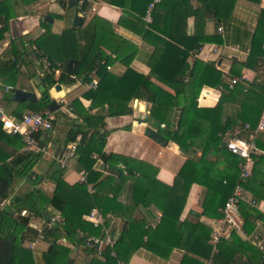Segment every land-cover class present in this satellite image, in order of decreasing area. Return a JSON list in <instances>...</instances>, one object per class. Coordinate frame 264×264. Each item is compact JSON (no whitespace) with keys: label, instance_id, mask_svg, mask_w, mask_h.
Wrapping results in <instances>:
<instances>
[{"label":"trees","instance_id":"1","mask_svg":"<svg viewBox=\"0 0 264 264\" xmlns=\"http://www.w3.org/2000/svg\"><path fill=\"white\" fill-rule=\"evenodd\" d=\"M35 1L0 0V44L6 40V34L11 31L13 23L20 21L16 12V5L27 7ZM223 1L202 0L201 7L196 9H193V5H188L187 9L183 5L181 7L182 10L180 9L182 17L185 23L189 17L198 15H202L206 19L210 18V16L218 19L223 9ZM251 1L260 2V0ZM109 2H113V0H109ZM141 2L142 4L139 5V3L131 1L128 5V14H136L138 15L137 20L144 21L150 5L155 0H143ZM229 2L233 5L235 0H229ZM89 6L90 4L84 0L82 7L85 13H87ZM139 6L142 7V11L138 9ZM168 6V0L156 2L152 10L153 22L147 24L144 21L146 25L144 42L153 47V53L150 59L147 60L151 68V74L149 75H143L129 68L124 75L117 76L106 69V65L103 62L108 59L114 56L116 59H125L127 53L123 54V52L129 49V44L116 34L115 25L98 17H95L86 27L78 31L70 28L65 30L61 36L52 34L47 36L49 41L54 37L61 45L59 37L68 35L70 32H79L81 44L78 46L79 53L77 56L74 53L72 54L74 57L63 54L60 59L62 70L60 77L56 79L54 74H48L43 78L46 88L44 94L48 95L49 90L57 84L63 85L64 82L74 84L75 81L73 79L67 80L68 76L66 75L67 65L70 60L74 59L76 65L73 76H77L84 83H88L91 81L89 76L94 71L99 78L98 89L88 90L83 94V98L91 101V106L94 109H100L108 105V117L129 116L134 113V102L141 100L152 104L150 118L163 122L166 110L169 107L181 106L182 116L177 129H161V132L183 151L186 150L188 152L196 145L202 149V156L197 162L188 161L181 169L175 181L172 195L167 196L164 193H159L162 199L158 202V207L161 210L162 217L155 228L145 229V224H142L140 220L129 219V227L122 231L116 245L113 248L107 247L102 252V258H93L89 264H119L120 262L128 264L133 251H130L129 255H125L124 244L127 239L132 241L133 238L138 236H140L139 245L141 247L151 249L165 257H168L175 248L185 251L184 264H205V261H209L210 264H264V254L256 246L244 241L237 233H233L230 240H221L214 251V246L211 242L213 239L211 228L201 222L181 220L191 186L199 179L197 174L201 170L202 175L203 170L204 174H211L212 165L206 163L208 155L213 150L227 155L226 150L221 148L222 138L219 136L224 135L228 126L225 125L224 129L220 126L224 105L223 99L215 108H200L197 99L205 86L211 88L226 86L223 80L224 73L217 68L207 66V63L196 58V56L189 63L190 57L193 54H197V51L204 45L220 43L221 40L215 35H188L183 38L186 39L184 42H181L178 38L171 37L170 34L165 32L163 27H159L160 17H164L165 23L168 21L172 22L174 16L167 10ZM169 7L173 10L177 9V7ZM101 20H103V23H101ZM43 25L46 26L48 24L45 22ZM18 42L21 44L23 51L20 50ZM44 44V38L27 40L25 35H19L11 41L10 46L3 53L4 57L0 55V83L3 84L4 91L6 87L19 88L18 75L21 74L19 65L25 60V56L28 53V45H30V51L34 52L38 59L47 58L51 62L53 61V52L50 53V51L44 49ZM144 47L148 46L144 45ZM250 55L256 58L255 71L264 70V10L260 13L257 28L251 41ZM128 57L132 58L134 56L130 54ZM52 64L54 65V62ZM106 64L109 63L107 62ZM247 65L249 66V63ZM256 65L259 67L257 68ZM205 68H207L208 73L203 76ZM153 78L161 85L154 83L152 81ZM187 78L190 80L191 85V91L188 93L176 92L171 94L164 88V85L172 87L175 82ZM256 79L258 78H255L254 86L264 89V85L257 83ZM4 93L2 103L10 111L11 106L15 102L10 92L5 91ZM52 101L53 99L49 96L48 99L44 97L36 103L29 101L17 103L18 108L10 112L17 118H21L26 113L25 111L31 113L43 112L49 108ZM78 104L80 106V103L76 101L75 106L80 113V117L76 118V120H80L81 124L73 123L67 135L65 146L76 142L78 137H80V146L77 150L79 159H77V162L88 173L87 182L94 184L97 188L95 194L88 192L86 184L68 186L62 180L63 171L58 169L54 171L52 179L56 185L55 191L52 196H48L40 188L42 176L34 172V167L42 159L43 153L26 151L22 136L13 135L5 130L3 123L0 121V201L11 202L8 207L0 211V264H35L30 251L25 252L22 246L26 240L32 241L36 236V232L28 228L29 219L22 217L21 213L27 210L37 215L45 214L40 206L37 205L38 202L48 203L57 208L65 219L62 226H56L45 233V239L54 244L50 250L45 252L44 264H69L71 250L58 244V241L66 239L72 245L80 246V244L85 242L86 237L100 236L102 233L101 228L95 227L85 217L94 208H97L104 216H107L108 213L115 212V209L119 206L115 202L117 196L110 198V194L106 190L109 187V183L106 185L107 180L101 179L102 174L95 168V164L97 159H100L114 173L117 171L119 163L129 165V162L133 160L118 154H106L104 152L108 132L104 131L100 137L99 130L105 128V116H102V114H89L82 105L78 107ZM251 109L257 116V118L255 117L257 119L255 124L249 123L250 129L254 130L258 125L257 122L263 113L264 106H252ZM244 116L245 118L242 119L243 128L239 137L248 136V131L245 130V127L248 125L249 118L254 115L245 111ZM196 119L210 123L205 143L198 142L195 139L193 123ZM55 124L56 121L53 122L54 126ZM49 134L50 131L46 134L37 133L35 136L43 145L46 143ZM42 137L43 139H41ZM256 144L258 148H264L257 140ZM94 153L97 154V159L92 158ZM227 158L231 162V170H234L239 177V165L244 164V160L232 153ZM262 159V156L254 157L255 164L252 170V177L243 184L247 190H259L260 196L254 195V199L257 201L264 199V181L259 180L260 176L264 177V174L261 173L260 165ZM53 164L57 165L55 162ZM134 170L135 168L133 167L129 171L133 172ZM210 176H204L207 181L205 186L207 193L203 204L204 215H211V211H216L213 216L215 219H219L223 217L222 210L227 200L232 196L235 187H229L228 180L226 185L219 186L216 183L218 179ZM223 181L222 179L221 183ZM139 185L145 186L144 179H137V186ZM228 187L229 189L231 188L230 192L227 191ZM222 189L225 190L224 193ZM148 190H150L149 187H143L144 194H148ZM101 191H107V194H102V196H105L103 199L98 198V193ZM67 192L68 194H66ZM71 195H73V198H71ZM98 199L102 200L101 204ZM241 218L244 223V232L249 235L256 229L258 221H264V215L245 202L242 204ZM108 222H110V218ZM81 234H84V236L82 237ZM146 236L148 240L144 241ZM155 241L158 242L157 246H154ZM159 242L164 250L158 249ZM96 247L88 248V251L94 252ZM167 248L169 249L165 252ZM113 252L115 256L112 254Z\"/></svg>","mask_w":264,"mask_h":264},{"label":"crops","instance_id":"2","mask_svg":"<svg viewBox=\"0 0 264 264\" xmlns=\"http://www.w3.org/2000/svg\"><path fill=\"white\" fill-rule=\"evenodd\" d=\"M59 1L60 0H36L27 7L16 5V12L20 21L13 23L14 25L11 27V31L6 34V40L0 44V50L2 52L0 55L4 57L3 53L6 48H8L11 41L19 35H25L27 40H37L38 38L43 39L49 36L50 30H52L50 33L61 36L65 30L70 28L73 29L77 6H74L71 9L63 8L59 4ZM131 1L139 3L140 5L143 0H113V2H109V0H92L91 3H89L90 6L87 13L82 10L86 17L83 28L91 22L92 17H98L115 25L114 30L116 34L125 39L129 44V49L123 52V54L127 53L125 59H116L114 56L112 60L108 59L106 61V63L108 62L111 66V71H108L117 76L124 75L129 68L143 75L151 74V68L148 65L147 60L150 59L153 53V47L144 42V31L146 29L144 21L137 20L138 15L136 14H128V5ZM159 1L161 0H158V2ZM201 1L202 0H168L169 6H172L173 8L177 7V9L173 10L168 6L167 10H169L174 16L172 22L168 21L165 23L164 17H160L159 27H163L166 33L170 34L173 38L180 39L181 42H184L186 39L183 38L188 35H215L221 40L220 43H209L204 45L199 51H197V54H193L190 57L189 63H191L193 57L196 56V58L207 63V66H210L211 68L215 67L224 73L223 80L226 87L220 86L219 88H211L205 86L200 97L197 99V102L200 108H215L219 105L221 99H223L224 105L220 118V126L223 129L225 125L228 126L224 135L219 136L222 138L221 148L226 150L227 155H224L220 151L213 150L208 155L206 163L212 165L211 174L209 175H211L210 177L218 179L216 183H218L219 186L226 185L228 180L229 187H236L237 184L240 183V175L238 177L235 174V171L231 170V162H229V158H227L231 155V152H229L227 148H223V145L241 134V129L243 128L242 119L245 118V111L254 115L249 118L250 120L247 124H255L257 116H255V112H252L253 110L251 107L264 106V89L254 86L255 78H258L256 79L257 83H262L264 85V70L261 69L258 72L255 71L256 58L250 55L251 41L257 28L260 13L264 10V0H260L259 3L252 2L251 0H235L233 5L230 4L229 0H224L220 18L217 19L210 16V18L206 19L204 16L198 15L195 17H189L185 23L182 17L181 7L184 5L187 9L188 5H193V9L200 8L202 5ZM138 9L141 10L142 7L139 6ZM47 15L51 16L53 19V22H46L52 28L50 30L48 29V25H43V23H45L44 17ZM103 20H101V23H103ZM219 28H222V32L219 31ZM144 45L148 47H144ZM28 47V53L25 56V60L20 63L19 66L21 68V75L28 77L29 81L27 83L24 82L26 85L24 86L25 89L22 88V77L18 84L22 86L19 89L37 93V88L41 90V86H38L34 82V78L40 76L43 81L44 77L42 74L45 73L44 64H46L45 59L47 58L38 59L35 53L30 51V45H28ZM130 54H133L134 57L129 58L128 56ZM64 55L69 56L72 55V53L70 50H66ZM219 62H221L220 65H218ZM248 63L249 66L247 65ZM256 66L257 68L259 67L258 65ZM207 73L208 70L205 68L203 76H206ZM234 79L239 81L237 84L238 86L231 85V82ZM152 81L159 84L155 78H153ZM1 84L2 83H0V94L1 97H4V86H1ZM74 85L82 87L83 90H80L79 92L75 90L66 92L62 85V91H56L53 89L50 91V97H52L53 100L56 99L60 104L59 111H56L55 115H60L61 113V116H63L58 122H56L55 127L50 131V134L47 137L46 143L42 145L44 148L48 147L50 155L51 153L52 155L57 154L62 148L66 147L65 141L73 123L81 124L80 120L78 121L70 118L68 115L73 113L77 118L80 117L77 116L73 109V106L77 109L75 102L77 101L80 103V106L82 105L86 110L91 106V101L83 98V94L88 91L86 90V85L84 83ZM164 88L171 94H175L176 92L188 93L191 91L190 80L188 78L182 79L179 82H175L172 87L164 85ZM39 98L41 97L39 96ZM16 104L17 102L11 106L10 111L18 108V105ZM80 106L78 104V107ZM151 107L152 104L149 102L136 100L133 104V115L108 117V105H105L100 109H95V112L92 113V115H95L99 111H102V115L105 116V128L99 130L100 137L103 135L104 131L108 132L104 152L106 154H118L133 160L129 162V165L119 163L116 169L117 171L113 173L109 169V166L104 165L100 159H97L94 156L92 157L93 159H97L95 168H97L102 174L101 179L107 180L105 183L106 185L109 183V187L106 188V190L110 194V198L117 196L115 202L119 205L118 208L115 209V212L108 213V215L105 216L107 219L110 218L111 221L114 222L111 235L117 241L120 239L122 231L129 227V219L140 220L142 224H145V229L150 227L155 228L162 217L161 210L158 207V202L162 199L161 196H159V193L171 196L174 191L177 176L186 162H197L202 156V149L197 145L190 151L184 152L178 145H176L171 139H168L161 132V129H177L182 116L181 106L169 107L166 110L163 122L150 118ZM68 108L71 109L69 113L67 111ZM90 112L89 114H91ZM262 116L263 113L261 114L259 121ZM147 128H152L153 130L160 132L168 139V144H158L146 136L145 131ZM209 128L210 123L208 121L196 119L193 123L195 139L198 142L205 143V140L208 137ZM79 140L80 137H78L77 141ZM256 140L264 146V130L258 132ZM68 145H70V143ZM258 149L260 151L258 156H262L263 158L260 165L261 173L264 174V148ZM192 150H194V152H192ZM50 155H43L42 159L34 167V172L42 176L40 188L48 196H52L56 188L55 183L52 181L53 173L55 170L57 171L60 169L59 165ZM77 159H79L78 155H76V158L70 162L67 170L61 169L63 171L62 180L70 187L80 184V173L84 171L81 165L77 162ZM53 162L57 165H54ZM254 164V158L251 162L247 163V167L251 171V174H253L252 170ZM133 167L135 170L133 172L129 171L130 168ZM201 172L202 170L197 174L199 179L191 186L181 215V220L201 222L211 228L213 232L214 228L218 225L220 218H214L213 214H215L216 211H211V215H204L203 204L207 193V188L205 187L207 181L204 176L208 177L209 175L206 173L204 174L203 170V176ZM222 176H224L222 178L224 180L223 183H221L222 179H220ZM139 178L144 179L145 186L150 188L148 194H144L143 192L144 185L137 186V179ZM259 180L264 181V177L260 176ZM229 187L227 191L230 192L232 187L230 189ZM222 190L224 193L225 190ZM245 190L248 194L247 198H254V195L260 196L258 189H253V191L250 189ZM107 191H101L98 193V198L103 199L105 196H102V194H107ZM66 194H68V192ZM71 196V198H73V195ZM100 199H98V201L101 204L102 200ZM259 201H264V199H260ZM0 204L3 210L5 207H8L11 202L0 201ZM37 205L40 206L47 215H45L46 218L53 215L55 212H61L48 203L44 204L38 202ZM45 216L39 215L38 222H42V220L45 219ZM259 229L264 235V221H258L256 223L255 230L257 231ZM237 234L246 242H252L253 235H255L254 232L250 235L246 234L244 230L243 233ZM139 237L140 236L133 238L132 241L127 239L124 244L123 250L126 252L125 255H129L130 251H133L128 264H184L183 259L186 254L185 251L175 248L168 257H165L151 249L141 247L139 245ZM147 240L148 237H144V241ZM29 242L31 241L26 240L23 243L22 248L25 252L30 251L35 264H44V254L46 251L50 250L49 248L53 246L54 243H50L48 239H44V241L37 244L35 250H31ZM157 243L158 242L155 241L154 246H157ZM58 244L71 250L69 264H89L93 258H102V252L106 249L105 246L100 248L96 247V251L90 252L88 251V248H85L82 244H80V246L72 245L69 242L65 243L64 239L59 240ZM134 246L135 248H133ZM158 249L164 250L161 248L160 242ZM168 249L169 248H167L165 252H167ZM28 256L30 257V255ZM119 264L125 263L120 262Z\"/></svg>","mask_w":264,"mask_h":264},{"label":"built area","instance_id":"3","mask_svg":"<svg viewBox=\"0 0 264 264\" xmlns=\"http://www.w3.org/2000/svg\"><path fill=\"white\" fill-rule=\"evenodd\" d=\"M92 0H86V2L91 3ZM158 0H155L153 4L150 5L147 14L144 18V21L147 24H151L153 22L152 18V10L154 9L155 3ZM219 31L222 32V28H219ZM0 54H2L0 50ZM46 64H44V71H50L51 74H54V77L57 79L61 75L60 64H52V62L48 59H45ZM106 69L111 71V66L106 64ZM96 73L93 71L89 76L91 81L88 83H84L81 78L73 75H66L68 79H73L74 84L84 83L87 87V90H97L99 87V79ZM231 85H237L239 81L234 79ZM10 87H6L5 91L9 92ZM63 103V102H61ZM68 113L71 109H67ZM55 113L50 109H46L40 113H31L26 112L22 115L21 118H17L10 111H8L2 103V97L0 96V121L3 123V127L5 130L10 132L13 135H21L22 140L25 144L26 151H32L35 153H43V155H50L49 149L44 148L41 145L39 139L36 138L35 134L44 133L46 134L48 131H51L53 128V122L55 121ZM245 130L248 131V136L239 137L230 140L226 144V148L232 154L242 158L244 160V164H240V182L235 187L232 196L227 200L222 214L223 217L220 218L218 225L213 230V240L212 244L214 246V251L216 250L217 244L221 240H230L233 233H243V222L241 219V208L242 204L248 203L253 208L257 209L261 214L264 215V201H257L254 198H247V192L243 186L251 177V171L247 167V163L251 162L255 156L260 154V151L256 144V138L258 132L264 130V112L261 120L259 121L256 129L251 130L250 125H246ZM43 139V137L41 138ZM80 145V141H76L64 148H62L59 153L53 154L51 153V158L59 165L60 169L67 170L69 168V164L72 160L76 158L77 150ZM95 158H98L96 154H94ZM80 184H86L87 190L90 194H95L97 192V188L94 184L88 183V173L82 171L80 173ZM22 217L28 218V228L34 230L36 232L35 238L29 242V247L32 250L36 249V246L39 242L44 241L46 231H50L54 229L56 226H62L65 222V219L61 212H55L53 215L49 216L42 220V222H38L39 215L30 211H22ZM86 220L92 223L95 227L101 228L100 236H88L85 238V242L82 244L85 248H91L94 246L102 247L105 246L113 248L117 240L111 235L114 227V222H108L107 219L97 208L91 210L90 214L87 215ZM83 237L84 234H81ZM64 242H68L64 239ZM252 242L255 246L264 254V235L261 236L259 234L253 235ZM115 256V253H112Z\"/></svg>","mask_w":264,"mask_h":264},{"label":"water","instance_id":"4","mask_svg":"<svg viewBox=\"0 0 264 264\" xmlns=\"http://www.w3.org/2000/svg\"><path fill=\"white\" fill-rule=\"evenodd\" d=\"M83 2L84 0H60L59 4L63 7V8H67V9H71L74 6H77V11L75 14V19H74V25H73V29L75 31L80 30L83 28V25L85 24L86 21V17L84 16V13L82 12L83 10ZM45 22H53V19L51 16L47 15L45 17ZM12 40V39H11ZM18 46L20 48L21 51H23V48L21 46V44L18 42ZM76 61L75 60H70V62L68 63L67 69H66V73L68 75H72L74 72V66H75ZM221 62H219L218 65H220ZM34 82L38 85V86H42L43 81L41 80L40 76H37L34 78ZM9 92L13 95V100L17 103H22V102H32V103H36L40 100L38 94L36 92H29L27 90H22L19 88H13L10 87L9 88ZM54 89L56 91H62L63 87L61 84H57ZM46 99L49 98V94L45 96ZM59 102L57 100H53L50 105L49 108L51 111H59ZM73 109L75 111V113L77 114V116H80V113L77 111V109L73 106ZM94 108L92 106H89L87 108V111H92ZM145 135L148 136L149 138H151L153 141H155L158 144L161 145H167L168 144V139L163 136L160 132H157L155 130H153L152 128H147L145 131ZM223 148H226V144L223 145ZM184 152H187L186 150H184ZM192 152H194V150H192ZM0 210H2L1 208V204H0ZM40 216H45V214H40ZM52 247V246H51ZM51 247L49 249H51Z\"/></svg>","mask_w":264,"mask_h":264},{"label":"rangeland","instance_id":"5","mask_svg":"<svg viewBox=\"0 0 264 264\" xmlns=\"http://www.w3.org/2000/svg\"><path fill=\"white\" fill-rule=\"evenodd\" d=\"M36 5H35V7H36ZM94 18L95 17H92L91 21H93ZM44 19H45V17H44ZM48 29L49 30L52 29L50 27V25H48ZM50 31H52V30H50ZM50 31H49V34L56 35V34L50 33ZM79 38H80V33L79 32H70V33H68V35H64L63 37H59L60 42H61V45H60L59 42H58V40L57 39H54V37L50 41H49V37H46V38H44L45 44L43 45V48L46 49V50H48V51H50V53L53 52L52 53V59H53L52 62H54V64L57 63V64H60L61 65V60L60 59L62 58L63 54L65 53V50H70V52L72 54L74 53V55L76 54V56H77V54L79 53L78 46L81 44V40H79ZM53 48H55V49H53ZM71 56L74 57L73 55H71ZM110 60H112V58H110ZM42 76H44V75L42 74ZM21 77L23 78V85H22L23 87L21 85H19V88L22 87L23 89H25V87H24V86H26L25 83H27L29 81V79H28V77L22 76L21 74H19L18 75L19 81H20V78ZM1 86H3V85L1 84ZM63 86H64V91H66V92H71V91H74V90L77 91V92H79L80 90L81 91L83 90L82 87H78V86H75L74 84H69V83H65V82L63 83ZM53 90H55V89H53ZM39 91H40L39 88H37V94L41 97ZM0 93H1V91H0ZM0 96H1V94H0ZM94 110L95 109H93L90 113L91 114L94 113L95 112ZM97 114H103V112L102 111H99ZM68 115L70 116V118H73V119H76L77 118L76 116L73 115V113H71V115L70 114H68ZM61 117H63V116H61V113H60V115L59 114H56L55 115V121L58 122L61 119ZM54 127L55 126H53V128ZM53 128H52V130H53ZM255 231H254L255 234H260L261 236H263V234L260 231V229L257 230L256 232ZM249 244L255 246V244L253 242H249ZM205 264H210V263H209V261H205Z\"/></svg>","mask_w":264,"mask_h":264},{"label":"flooded vegetation","instance_id":"6","mask_svg":"<svg viewBox=\"0 0 264 264\" xmlns=\"http://www.w3.org/2000/svg\"><path fill=\"white\" fill-rule=\"evenodd\" d=\"M48 74H51L50 73V71H46L43 75V77L45 78ZM52 89H54V87L53 88H51L50 90H49V96H50V91L52 90ZM45 90H46V88H45V85H44V83L42 84V86H41V90H40V95H41V98L40 99H42V98H44L45 96H46V94H44L45 93Z\"/></svg>","mask_w":264,"mask_h":264}]
</instances>
